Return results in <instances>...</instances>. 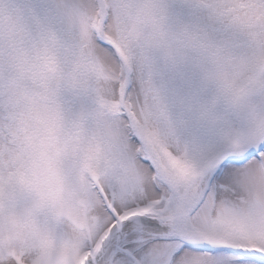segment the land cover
I'll return each mask as SVG.
<instances>
[{
    "label": "clouds",
    "instance_id": "9594fccd",
    "mask_svg": "<svg viewBox=\"0 0 264 264\" xmlns=\"http://www.w3.org/2000/svg\"><path fill=\"white\" fill-rule=\"evenodd\" d=\"M94 35L114 42L115 59ZM185 69L213 89L202 119L217 105L242 113L230 146L264 142V0H29L26 10L0 0V264H84L107 231L99 187L122 205L133 182L154 179L133 167L129 129L165 192L200 188L203 168L156 124L158 78ZM132 73L142 104L126 93ZM203 200L189 224L264 235V163L235 199Z\"/></svg>",
    "mask_w": 264,
    "mask_h": 264
},
{
    "label": "snow or ice",
    "instance_id": "6c2138e0",
    "mask_svg": "<svg viewBox=\"0 0 264 264\" xmlns=\"http://www.w3.org/2000/svg\"><path fill=\"white\" fill-rule=\"evenodd\" d=\"M95 43L115 59L113 47L110 46L114 44L113 41L103 35H97ZM139 137L143 142L141 136ZM131 143L136 144L135 138ZM257 152H264V142H261L255 151H250L244 159L255 157ZM149 156L151 163L142 159L140 155L136 158L149 174L153 172L156 174L157 163L151 155ZM242 162L235 159L223 160L213 179H222L233 167ZM155 174H152L153 181H161ZM166 186L162 181L160 187H156L154 183L149 190L137 180L121 194L122 205L112 202L115 192L110 196L108 189L100 186L99 195L104 214L108 218V224L105 226L107 231L99 241H93L85 254L84 264H131L128 258L118 251L122 246V240L117 241V237L128 234L127 238L131 239V231L137 224L168 234L170 243L179 247L174 251L171 247L157 249L138 259L135 264H264V235L240 239L191 225L188 222L191 215L204 202L201 197L199 202L195 203V207L192 206L199 195V189L188 190L183 196L160 199L161 189H165ZM144 251L145 249L141 248L135 255L139 257Z\"/></svg>",
    "mask_w": 264,
    "mask_h": 264
},
{
    "label": "rangeland",
    "instance_id": "374dc122",
    "mask_svg": "<svg viewBox=\"0 0 264 264\" xmlns=\"http://www.w3.org/2000/svg\"><path fill=\"white\" fill-rule=\"evenodd\" d=\"M13 3L21 10H26L29 6V0H13ZM96 36H93L96 47L103 55L113 59L112 55L106 50L99 48L95 43ZM156 91L165 114L164 119L156 122L157 127L175 137L179 145L194 161L200 154L202 155L199 157L207 154L212 146L217 147L226 141L230 133L244 127L242 113L227 110L223 105H217L208 118L202 119L200 117L201 110L209 104L213 89L202 83L199 73L195 70L185 69L181 72L168 73L159 77ZM126 93L137 104L143 103L144 89L142 80L135 73L130 74ZM121 94H124L123 85H121ZM121 121L125 124L127 123L128 117L126 114L121 116ZM133 138L136 140L135 145L131 143ZM124 140L129 151L133 153L131 161L137 173L149 174L148 170L136 158L137 155H140L142 159L152 162L138 134L134 130L129 129L125 134ZM247 143V140L241 139L237 147ZM257 163H264V152H260L255 157H250L244 163L237 164L222 179H214L204 199L207 200L210 197L213 203L218 201L228 202L235 199L237 190L245 183L251 166ZM152 174L155 173L153 172ZM154 183L156 187H160L162 181H152L148 187L149 190H151V186ZM172 197L171 188H168L167 192H165V189H161L160 199H171ZM127 237L128 234L121 237L122 246L118 251L126 256L131 264H135L138 259H142L157 249L171 247L174 251L179 247V245L170 243L168 234L152 235L147 233L131 237V239ZM129 245L132 247H129ZM141 248H144L145 251L137 257L135 253L139 252Z\"/></svg>",
    "mask_w": 264,
    "mask_h": 264
},
{
    "label": "bare ground",
    "instance_id": "6f19581e",
    "mask_svg": "<svg viewBox=\"0 0 264 264\" xmlns=\"http://www.w3.org/2000/svg\"><path fill=\"white\" fill-rule=\"evenodd\" d=\"M147 233L155 235V234H159V233H163V232L153 231V230L145 227L144 225H139V226L136 225L133 227V229L131 231V237H137V236H140L142 234H147ZM120 239H121V237H117V241H120Z\"/></svg>",
    "mask_w": 264,
    "mask_h": 264
},
{
    "label": "water",
    "instance_id": "95a60500",
    "mask_svg": "<svg viewBox=\"0 0 264 264\" xmlns=\"http://www.w3.org/2000/svg\"><path fill=\"white\" fill-rule=\"evenodd\" d=\"M140 225H143V224H140Z\"/></svg>",
    "mask_w": 264,
    "mask_h": 264
}]
</instances>
